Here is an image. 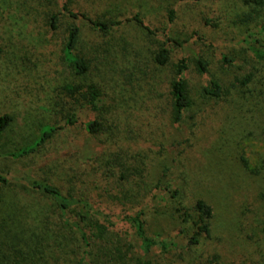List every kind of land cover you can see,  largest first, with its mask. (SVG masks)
<instances>
[{
    "label": "rangeland",
    "instance_id": "1",
    "mask_svg": "<svg viewBox=\"0 0 264 264\" xmlns=\"http://www.w3.org/2000/svg\"><path fill=\"white\" fill-rule=\"evenodd\" d=\"M74 2L90 17L100 20L138 13L151 30L158 33L165 29L169 36L185 40L184 52L203 55L208 61L207 79L217 78L226 91L223 102L196 99L185 112L186 118L179 129L173 127L166 132V154L174 158L170 169L190 174L196 180L195 186H187L192 196L186 194L182 184L180 195L163 203L159 216L158 206L151 207L155 199L147 200L151 208L146 210L147 230L153 239H162L168 244L166 261L162 262L156 247L146 253L142 251L132 228L120 222L122 208L116 203L111 204L107 198H99L100 186L91 192V201L99 202L101 209L114 221L104 236L103 244L109 249L106 251H111L105 252L108 253L107 259H114L117 264H264V152L260 143L264 139V60H256L241 40L264 22L261 20L264 6L254 10L253 18L249 20L246 17L249 7L243 0ZM46 3L39 9L38 17L35 14L26 23L10 13L9 20L0 24V115L6 113L11 116L7 129L0 136L1 152L28 145L36 138L40 126L52 119V91L67 74L65 66L68 64L61 60L60 53L65 28L60 26L54 31L49 30L43 13L52 9V5ZM82 28L86 39L96 36L85 24ZM193 32L203 38L202 43L195 39V35L192 36ZM120 33H123L121 39L129 51L136 48L127 46L125 39L142 46L145 66L150 68L147 70L141 65L148 75L142 77L146 83L145 96L152 97L151 103L160 100L156 111L161 117V107L168 104L170 98V64L180 53L179 49L167 44L171 62L164 67H156L150 64L147 53L156 45L154 40L159 41L157 34L148 36L129 21L110 31L106 39ZM221 53L233 58L230 64H221ZM247 73H252V76L242 87L245 88L242 94L237 91L235 78H242ZM187 77L191 92L196 95L194 90L202 79L193 72H189ZM135 82L141 84V81ZM151 103L150 116L154 127H158L163 118L157 122L154 120V105ZM214 119L219 122H214ZM193 122L198 124L193 125ZM81 134L79 127H64L44 147H37L36 151L29 153L27 158L16 160L0 156V173L11 177L10 184L0 186V200L8 195L11 199L18 198L25 207L32 208L40 203L38 208L48 210L49 200L41 199L37 193L26 189L21 172H32L37 177L50 176L54 159L60 156L71 159L83 150ZM180 140L182 144L177 143ZM157 175L158 167L152 171L150 180L155 182ZM164 181L174 184L178 180L166 176ZM55 183L61 187L63 180L58 179ZM62 189L66 190L65 185ZM196 198L211 208L210 230L198 245L185 246L182 237L177 236L173 229L172 218ZM116 246L120 249L119 255L113 251ZM98 250L96 245H92V254ZM65 251L71 250L66 247ZM38 257L40 260L36 264H52L47 258L46 248L33 259ZM57 263L71 264V261L59 260Z\"/></svg>",
    "mask_w": 264,
    "mask_h": 264
},
{
    "label": "trees",
    "instance_id": "2",
    "mask_svg": "<svg viewBox=\"0 0 264 264\" xmlns=\"http://www.w3.org/2000/svg\"><path fill=\"white\" fill-rule=\"evenodd\" d=\"M45 2L48 6L52 5V9L43 13L49 30L54 31L60 26L65 28L60 53L61 60L68 64L65 66L67 74L52 91V119L40 126L30 144L0 151V156L16 160L27 158L29 153L36 151L37 147H44L64 127H79L83 150L71 159L61 156L54 159L50 176L37 177L32 172H21L25 188L37 193L41 199L45 197L49 200L48 210L38 208L40 203L28 208L18 198L2 197L0 264H36L40 257L33 258L42 254L43 248H46L47 258L52 264H59V260L71 261V264H117L116 260L107 259L111 251H106L107 247L103 244L108 227L113 226L114 221L101 209L99 202L91 201V192L99 186V198H107L111 204L116 203L122 208L120 222L132 228L142 251L146 253L156 247L162 262L166 261L168 244L162 239H153L147 230L146 210L151 209L147 202L155 199L151 207L158 206L159 216L163 203L180 195L182 184L186 194L192 196L187 186L193 187L196 183L192 175L170 169L174 158L166 154V132L173 127L179 129L186 118L185 112L195 104L196 99L223 102L226 91L217 78L207 79L208 61L203 55L185 53V40L169 36L165 29L158 33L151 30L138 13L119 19L100 20L90 17L74 0H0V24L9 20L10 13L26 23L35 14L38 17L39 9ZM243 3L250 8L246 13L249 20L253 18L254 10L264 6V0H243ZM263 18L262 15L261 20ZM129 21L148 36L158 35L159 41L154 40L156 45L147 53L150 64L164 67L171 62L167 44L179 49L180 53L170 64V98L168 104L161 107V117L156 111L160 100L151 103L152 97L145 96L146 83L142 77L148 75L141 67L145 66L142 46L124 38L127 46L136 48L129 51L121 39L123 33L106 39L110 31ZM82 24L96 36L86 39L82 34ZM258 26L255 32L247 33L241 40L253 57L261 61L264 60V22ZM193 35L197 41L203 42L201 36L195 32ZM219 60L227 65L233 58L221 53ZM189 72L202 79L194 90L196 95L192 94L188 83ZM251 76L252 73H247L242 78H235L239 93H244L245 88L242 87ZM135 81H141V84ZM232 86L235 87L234 84ZM148 101L154 105V120L157 122L163 118L158 127H154ZM10 120V115H0V136ZM214 122L219 121L214 119ZM177 143L182 144V141ZM260 143L264 152V139ZM157 167L158 175L152 182L150 176ZM249 171L258 173L254 169ZM166 176L178 181L174 184L164 181ZM10 178L0 173V186L10 184ZM58 179L63 180L61 187L55 183ZM64 185L66 190L62 189ZM210 217V206L196 198L172 218L173 229L177 236L182 237L185 246L198 245L209 233ZM48 239L51 241L48 242ZM92 245L99 249L95 254L91 253ZM66 247L71 251H65ZM75 247L76 250H73ZM113 251L116 255L120 254L117 246Z\"/></svg>",
    "mask_w": 264,
    "mask_h": 264
}]
</instances>
